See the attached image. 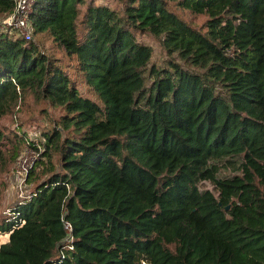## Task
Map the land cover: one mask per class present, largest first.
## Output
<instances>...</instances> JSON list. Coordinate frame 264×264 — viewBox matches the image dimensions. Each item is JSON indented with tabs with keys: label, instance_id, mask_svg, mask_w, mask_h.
Instances as JSON below:
<instances>
[{
	"label": "trees",
	"instance_id": "obj_1",
	"mask_svg": "<svg viewBox=\"0 0 264 264\" xmlns=\"http://www.w3.org/2000/svg\"><path fill=\"white\" fill-rule=\"evenodd\" d=\"M28 17V39L0 29V116L28 90L59 106L40 153L57 159L0 215V264H264V0H32ZM144 33L174 56L149 64Z\"/></svg>",
	"mask_w": 264,
	"mask_h": 264
},
{
	"label": "rangeland",
	"instance_id": "obj_2",
	"mask_svg": "<svg viewBox=\"0 0 264 264\" xmlns=\"http://www.w3.org/2000/svg\"><path fill=\"white\" fill-rule=\"evenodd\" d=\"M175 10L194 27L199 30L205 29L206 15L204 13H193L177 7ZM4 15L6 14L0 15V23ZM31 39L37 42L46 53L59 58L61 64L67 67L69 76L74 80L82 95L99 102L95 92L83 81L72 57L65 55L46 33L31 34ZM140 39L151 48L149 64H163L165 59L174 56L166 51L160 37L144 33L140 35ZM61 112L62 109L59 106L51 105L45 99L35 96L32 91L28 90L21 97L16 108L0 116V130L4 135L0 144V215L9 204L22 197L37 180L44 176L45 172L42 170L48 163L55 164L57 153L53 145L47 149L48 156L40 155L44 151L41 132L50 128ZM27 141L34 146L27 145L25 143ZM23 159L29 163L28 168L31 165L34 167L30 170L32 173L28 175L27 180L24 177L25 182L23 180L20 183L19 178L22 176V172L19 169V164ZM233 172H235L233 167L227 163L221 164L220 174ZM199 185L212 189L208 180H202Z\"/></svg>",
	"mask_w": 264,
	"mask_h": 264
},
{
	"label": "built area",
	"instance_id": "obj_3",
	"mask_svg": "<svg viewBox=\"0 0 264 264\" xmlns=\"http://www.w3.org/2000/svg\"><path fill=\"white\" fill-rule=\"evenodd\" d=\"M31 2L32 0H15L12 9L4 15L1 20L0 29H15L22 37L28 39L30 37L28 14L31 8ZM28 166L29 163H27L25 159L19 164V169L22 172V176L19 178L20 183L24 180ZM69 227L68 221L64 220L63 228L68 232ZM7 235V232L0 233V243L7 240ZM65 240H69V235H66ZM136 264L147 263L145 260L141 259Z\"/></svg>",
	"mask_w": 264,
	"mask_h": 264
},
{
	"label": "water",
	"instance_id": "obj_4",
	"mask_svg": "<svg viewBox=\"0 0 264 264\" xmlns=\"http://www.w3.org/2000/svg\"><path fill=\"white\" fill-rule=\"evenodd\" d=\"M227 207H228V206H227V205H225V206H224V209H226Z\"/></svg>",
	"mask_w": 264,
	"mask_h": 264
},
{
	"label": "crops",
	"instance_id": "obj_5",
	"mask_svg": "<svg viewBox=\"0 0 264 264\" xmlns=\"http://www.w3.org/2000/svg\"><path fill=\"white\" fill-rule=\"evenodd\" d=\"M7 237H8V235H7Z\"/></svg>",
	"mask_w": 264,
	"mask_h": 264
}]
</instances>
